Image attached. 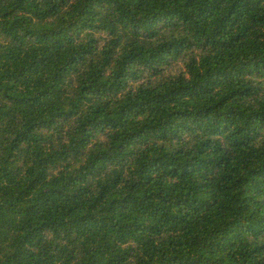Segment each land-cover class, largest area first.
Wrapping results in <instances>:
<instances>
[{"label": "trees", "instance_id": "obj_1", "mask_svg": "<svg viewBox=\"0 0 264 264\" xmlns=\"http://www.w3.org/2000/svg\"><path fill=\"white\" fill-rule=\"evenodd\" d=\"M0 264H264V0H0Z\"/></svg>", "mask_w": 264, "mask_h": 264}]
</instances>
